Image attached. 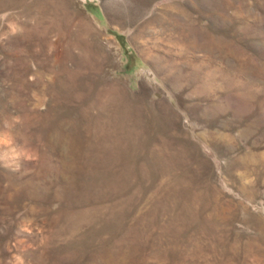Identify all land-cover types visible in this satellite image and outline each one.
Returning <instances> with one entry per match:
<instances>
[{"label":"rangeland","instance_id":"1","mask_svg":"<svg viewBox=\"0 0 264 264\" xmlns=\"http://www.w3.org/2000/svg\"><path fill=\"white\" fill-rule=\"evenodd\" d=\"M0 264H264V0H0Z\"/></svg>","mask_w":264,"mask_h":264}]
</instances>
